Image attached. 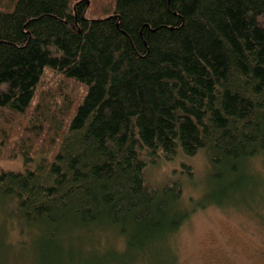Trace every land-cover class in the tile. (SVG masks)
Returning <instances> with one entry per match:
<instances>
[{
	"label": "trees",
	"instance_id": "trees-1",
	"mask_svg": "<svg viewBox=\"0 0 264 264\" xmlns=\"http://www.w3.org/2000/svg\"><path fill=\"white\" fill-rule=\"evenodd\" d=\"M200 151L196 201L147 184ZM263 154L264 0H0V214L33 263L179 264L197 209L254 211Z\"/></svg>",
	"mask_w": 264,
	"mask_h": 264
},
{
	"label": "rangeland",
	"instance_id": "rangeland-1",
	"mask_svg": "<svg viewBox=\"0 0 264 264\" xmlns=\"http://www.w3.org/2000/svg\"><path fill=\"white\" fill-rule=\"evenodd\" d=\"M183 163L190 167L191 179L182 172ZM0 165L4 170L21 171L20 158L0 162ZM248 166L264 180V154L249 161ZM208 170L209 163L204 152L200 151L191 157L178 154L170 160L162 158L147 167L145 178L150 187H160L178 179L183 188L181 203L188 204L190 199L198 198L201 186L206 184ZM253 189L256 202L251 203L254 211L246 210L241 205L236 207L234 203V206L229 204L224 208L207 206L191 214L172 239L171 245L179 264H264V184ZM256 196H260L261 200ZM234 197L245 198L239 195ZM10 207H3V217H6V213L8 215ZM3 210L0 207V211ZM1 214L3 246L0 264H35L28 236L18 237L16 226L10 223V219H2ZM111 238L116 244L120 241L119 237Z\"/></svg>",
	"mask_w": 264,
	"mask_h": 264
}]
</instances>
